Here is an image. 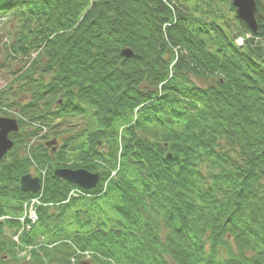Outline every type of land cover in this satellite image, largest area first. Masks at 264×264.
<instances>
[{"label":"trees","instance_id":"1","mask_svg":"<svg viewBox=\"0 0 264 264\" xmlns=\"http://www.w3.org/2000/svg\"><path fill=\"white\" fill-rule=\"evenodd\" d=\"M232 1L0 0V54L15 64L0 105L20 116L0 216L34 196L19 186L31 136L54 204L20 235L27 255L4 231L18 224L0 222V264H71L76 249L92 253L81 264H264V0L254 33ZM61 167L106 188L62 203L74 185Z\"/></svg>","mask_w":264,"mask_h":264},{"label":"water","instance_id":"2","mask_svg":"<svg viewBox=\"0 0 264 264\" xmlns=\"http://www.w3.org/2000/svg\"><path fill=\"white\" fill-rule=\"evenodd\" d=\"M235 8V15L239 21L245 24L251 32H256L257 22L255 19L256 3L255 0H233L232 4ZM121 55L124 58H130L133 53L130 49L121 50ZM18 131L17 122L14 119L0 117V159L13 146V142L9 139L10 133ZM103 141H101V144ZM167 155V158H170ZM53 174L61 180L81 187L84 190H91L99 183V174L93 175L85 170H70V169H56ZM20 189L24 192L36 193L40 190L38 178H32L30 175H24L20 179Z\"/></svg>","mask_w":264,"mask_h":264},{"label":"rangeland","instance_id":"3","mask_svg":"<svg viewBox=\"0 0 264 264\" xmlns=\"http://www.w3.org/2000/svg\"><path fill=\"white\" fill-rule=\"evenodd\" d=\"M8 25H9V21L3 22V25L0 26V35H3L4 37L10 38V35H9L10 27ZM1 51H3V49H1ZM10 65L11 66L9 67V69H8V67H5V62H3L2 55L0 54V82H3L6 79H9V77L11 76V71H12L11 67L15 66V64L11 63ZM199 84L203 85L201 82ZM83 122H84V119L80 118V116L79 117H75V118H68V119H66L65 121L62 122L63 124L61 125L60 128L62 130H66L69 127L70 128L74 127V128L77 129V127L79 125H82Z\"/></svg>","mask_w":264,"mask_h":264},{"label":"built area","instance_id":"4","mask_svg":"<svg viewBox=\"0 0 264 264\" xmlns=\"http://www.w3.org/2000/svg\"><path fill=\"white\" fill-rule=\"evenodd\" d=\"M33 202H35V201H33Z\"/></svg>","mask_w":264,"mask_h":264}]
</instances>
